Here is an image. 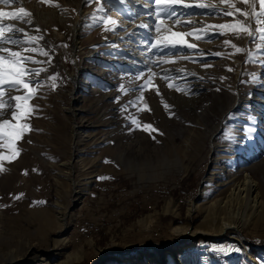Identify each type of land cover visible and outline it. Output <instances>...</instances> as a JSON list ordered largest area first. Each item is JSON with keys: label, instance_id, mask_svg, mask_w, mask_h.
<instances>
[{"label": "rangeland", "instance_id": "374dc122", "mask_svg": "<svg viewBox=\"0 0 264 264\" xmlns=\"http://www.w3.org/2000/svg\"><path fill=\"white\" fill-rule=\"evenodd\" d=\"M108 2L112 7L106 16L96 12V0L0 3L4 11L23 7L32 23L0 22L44 37L27 44L22 35L20 44L0 42V48L43 62L26 67L47 69L38 77V91L31 85L28 103L35 111L25 121L31 130L16 142L18 156L0 159V264H40V258L63 264L67 255L69 264H97L100 255V264H157L153 247L161 250L163 264H264V206L254 212L248 199L233 196L247 175L254 182L248 198L257 195L264 205V70L258 63L264 49L256 48L259 37L249 42L246 33L236 36L230 30L211 38H203L204 32L201 39L178 36L199 51L171 50L173 54L164 55L171 63L152 65L159 57L143 44L147 32L128 36L148 22L141 18V6ZM204 2L228 10L220 0ZM230 2L244 12L259 10L258 0H251V8L250 0ZM176 11L190 14L161 17V35L236 20L253 31L256 27L255 18L250 25L240 14L228 17L182 6ZM93 13L117 20L122 30L106 32L102 21L94 23ZM189 21L194 23H183ZM151 30L155 39L154 23ZM232 44L243 51L237 53ZM29 47H43L49 56L25 52ZM140 49L142 57H137ZM204 63L212 67L205 69ZM146 64L155 73L151 83L142 90L121 91L122 84L132 89L149 78ZM181 69L169 80L161 78L165 70ZM32 79H37L34 73ZM2 90L0 119L16 123L11 97L26 93L8 85ZM141 94L142 101L137 99ZM130 117L159 131L145 132ZM246 129L250 138H245ZM0 153L11 155L3 141ZM229 221L238 229L221 232L222 222ZM196 226L210 236L188 239L185 231Z\"/></svg>", "mask_w": 264, "mask_h": 264}, {"label": "snow or ice", "instance_id": "6c2138e0", "mask_svg": "<svg viewBox=\"0 0 264 264\" xmlns=\"http://www.w3.org/2000/svg\"><path fill=\"white\" fill-rule=\"evenodd\" d=\"M16 0H0V3L3 4H9V3H15ZM47 3L48 0H45ZM134 0H119V3L121 5L125 4H132ZM154 2V8L152 11H148L146 14V20L147 23H140L137 28H134L132 33H129L128 36H135L138 34V30H145L147 32V39L143 40V44L147 48L148 52H152L153 50L159 57L158 60H151L150 63L152 65H159L164 63H171L172 61L164 59V55L173 54L171 50H179V49H186V50H197L196 45L192 43H187L183 39H176L175 37L178 36H192L196 39H201L202 37L199 35L200 32L206 33V35L203 38H211L212 34L220 33L222 34L224 30H230L233 35L240 36L244 33L247 34L249 38V42H252L256 37H259V40L261 43H258L256 45L257 49H264V19H261V17H264V0H258L259 2V10L257 11L255 8H253L252 12H244L241 8L235 7L230 0H220L222 4H228V10H220L217 8L216 5H213L211 3H205L204 0H190V2H185V0H147V3L144 5L146 9L152 8ZM244 3H249V0H243ZM85 3H91V0H85ZM97 8L96 12L104 13L105 16L107 14V11L111 10L112 5L109 4L108 0H96ZM58 6V5H57ZM176 6H182L184 9H191L193 7L198 9H207L209 11V14L212 12H216L217 14H222L224 16L233 17L236 14H240L244 17H247L249 19L255 18V31L250 29V26H248L245 22H241L240 20H236L233 23H223V24H209L205 29H194L191 32L188 33H177V32H171L170 35H161L162 31V23H161V17H167L169 19H174L177 15H186L190 13H178L176 11ZM153 12L155 15V20H152L151 17L153 16ZM136 13H133L131 9H129V18H134V15ZM94 17V23L96 19L102 21V23L105 25V31L106 32H115L118 29L122 30V26L118 24L117 20L111 18L110 16L107 18L95 17V13L92 14ZM27 17V19H25ZM4 18H10L14 21H24L28 24H31V17L30 13L24 9L23 7L15 9L14 11H4L3 9H0V21H3ZM154 23L155 25V31L157 33L155 39H152V30L151 26ZM181 21H177V24H181ZM184 24L194 23L192 21L189 22H183ZM111 25V27H109ZM170 31V30H166ZM22 35L27 36V39L24 40V43L32 44L33 42H39L44 39L43 36H32L28 35L24 29L18 28L15 25L9 23L4 24L0 22V42H7L13 45L20 44L22 42ZM230 41L224 40V44L228 45ZM66 47L67 45H61ZM232 47L236 50L237 53L243 51L242 48L238 47L236 44H232ZM25 52H31V53H37L39 52L41 55L48 57L49 53L43 48V47H29L24 49ZM0 52L7 53V56L0 54V96H3V86L8 85L9 87L13 89H23L26 94L24 95H16L11 97L12 101H15L14 109L11 112L12 119L16 121V123H12L9 120L6 119H0V141L4 142V146H6L10 152L11 155L5 157L4 153H0V159H7L9 161H12L16 159L19 152L16 148V142L19 139H22L24 134L31 130V126L29 123L25 122L26 119L32 114V112L35 111V108L28 103V101L32 98L34 89L31 87L33 83L37 85V88L35 91H38L40 81L38 77L40 76L41 72L47 71V69L44 68H30L26 67V64L29 62L35 64V63H43L42 61H36L33 59L32 56L29 55H22L20 51L12 50L8 47L0 48ZM216 56H221L222 54L217 52L214 53ZM261 56L264 57V52H261ZM180 59L189 60V59H196L194 57L189 56H181ZM49 63H51V57H49L48 60ZM260 63V67L262 70H264V60L258 61ZM146 68H148V71L150 73L149 78L147 80H144L142 84H138L134 86L132 89H126L125 86L122 84L120 85L121 91H136L137 89H144L146 88L150 83L152 76L155 75V73H152L151 67H149L147 64L145 65ZM202 67L205 69L212 67L211 65H208L206 63L202 64ZM171 71V75L167 74ZM183 72V70H165V74L161 75V78L164 80H169L173 78L175 73ZM228 71H231L229 68ZM35 74L36 80L33 81L32 74ZM144 73L141 72L138 76H136V79L139 80L141 76H143ZM184 75H188L187 73H184ZM191 75H195V73H192ZM256 78H259V75L257 74ZM50 79H55V76L50 77ZM200 79H203V77H200ZM221 81L225 80V77H220ZM170 88L173 87V85L170 83L168 85ZM176 90L183 91V89L177 87ZM221 89H217V91H220ZM185 94H188L185 92ZM117 100H119V97H116ZM138 100H143V95L141 94L140 97H137ZM129 103H132L131 101ZM165 108H168L169 106L167 104L164 105ZM128 105H125L123 108H121V111H126ZM147 106L144 105V108ZM5 109V104L3 101H0V110ZM140 110H144L141 108ZM3 112L0 111V115H2ZM169 116H173L172 112H169ZM131 124L142 128L145 132H158V129L153 128L149 124H145L143 126L138 124V121L135 118H131ZM253 122H255V117L250 116L249 118ZM255 128H252L251 131H255ZM162 135V133H160ZM250 138L247 135V129H246V137ZM155 139V137H153ZM158 142V141H157ZM0 171H4L3 164H0ZM100 179H104L101 177Z\"/></svg>", "mask_w": 264, "mask_h": 264}, {"label": "bare ground", "instance_id": "6f19581e", "mask_svg": "<svg viewBox=\"0 0 264 264\" xmlns=\"http://www.w3.org/2000/svg\"><path fill=\"white\" fill-rule=\"evenodd\" d=\"M142 1L141 0H134V2L132 3V5L134 6V7H139V6H141V7H139V8H141L139 11H140V15H141V18H142V16L144 15V16H146V14H147V12L148 11H152V10H150V8H148V9H146L145 7H144V5L145 4H143L142 5V3H141ZM137 9V8H136ZM153 14H154V12H153ZM151 19L152 20H154L155 19V17H154V15L151 17ZM77 29V28H76ZM76 32V31H75ZM74 32V33H75ZM141 52V49L140 50H138L137 52H135L136 53V56L137 57H142L141 56V54H142V52ZM143 58H145V57H143ZM254 185V182H253V180L249 177V176H247V175H245V179H244V181H243V183L241 184L242 186L241 187H239L238 186V188L237 189H235V192H234V194H233V196L235 197V198H238V197H245L246 199H248L249 200V204H250V207L252 208V210L254 211V212H260L261 210H262V208H263V202L261 201V200H258V198H257V195H253L252 197H251V199L250 198H248V191L247 190H249L248 188H250L249 187V185ZM237 186V185H236ZM242 195V196H241ZM238 196V197H237ZM247 201V200H246ZM61 220H62V217L60 218ZM45 220V219H44ZM45 221H47V220H45ZM63 221V220H62ZM228 228H233V229H238V227H237V225L233 222H231V221H229V222H222V224H221V229H220V231L222 232V231H224V230H227ZM219 231V230H218ZM186 233H187V236H188V239H192L196 234H203V235H205V236H210V235H206V232H203V229H200V227L199 226H196L195 228H194V230L191 232V233H188V231H185ZM158 247H160V245H158ZM151 251V250H150ZM152 254H151V257L153 258V260L157 263V264H163V254H162V252H161V250L159 249V248H157V247H153L152 248ZM43 255V254H42ZM38 257V256H37ZM122 257V256H121ZM174 257V256H173ZM128 258H130V254L128 255ZM70 259V255H67L66 256V260H64L63 261V264H69L70 262H68V260ZM46 259H43V258H40L39 259V263L40 264H47V261H45ZM100 260H101V255L99 256V258H98V260H97V264H100Z\"/></svg>", "mask_w": 264, "mask_h": 264}, {"label": "water", "instance_id": "95a60500", "mask_svg": "<svg viewBox=\"0 0 264 264\" xmlns=\"http://www.w3.org/2000/svg\"><path fill=\"white\" fill-rule=\"evenodd\" d=\"M249 4H250L249 7L251 8V0H250V3H249ZM249 11H251V10L249 9ZM248 23L251 25V19L248 20ZM74 61H75V60H74ZM236 97H238V95H237ZM233 109H234V107H233L231 110H233ZM219 123H220V125H221V124H222V120H221ZM220 125H219V126H220ZM72 207H73V208L76 207V201H75V200L73 201V205H72ZM155 245L158 246L159 244H155ZM160 246H161V245H160ZM141 247H142V248H147V246H141Z\"/></svg>", "mask_w": 264, "mask_h": 264}]
</instances>
